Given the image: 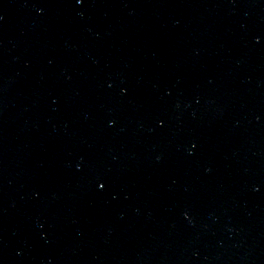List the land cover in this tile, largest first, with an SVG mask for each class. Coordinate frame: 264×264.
I'll return each instance as SVG.
<instances>
[{"label":"water","instance_id":"water-1","mask_svg":"<svg viewBox=\"0 0 264 264\" xmlns=\"http://www.w3.org/2000/svg\"><path fill=\"white\" fill-rule=\"evenodd\" d=\"M0 264H264V0H0Z\"/></svg>","mask_w":264,"mask_h":264}]
</instances>
